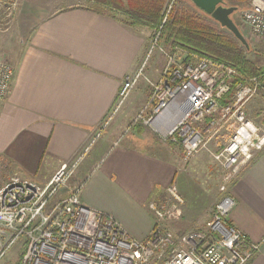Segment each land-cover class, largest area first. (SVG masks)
Wrapping results in <instances>:
<instances>
[{"label": "crops", "instance_id": "0c3cea01", "mask_svg": "<svg viewBox=\"0 0 264 264\" xmlns=\"http://www.w3.org/2000/svg\"><path fill=\"white\" fill-rule=\"evenodd\" d=\"M50 4L19 0L21 46L13 52L10 92L0 103V172L43 188L87 148L52 202L80 188L84 206L144 241L154 228L148 205L163 203L165 189L182 172L175 146L150 127L129 128L147 101L146 82L138 80L124 108L89 144L114 110L124 80L141 65L149 32L113 14L82 6L51 12ZM228 193L235 202L229 223L247 245L257 246L247 264H264V149Z\"/></svg>", "mask_w": 264, "mask_h": 264}, {"label": "built area", "instance_id": "2783aa9c", "mask_svg": "<svg viewBox=\"0 0 264 264\" xmlns=\"http://www.w3.org/2000/svg\"><path fill=\"white\" fill-rule=\"evenodd\" d=\"M248 32L264 38V0H249L242 12ZM158 34L153 46H156ZM153 46L150 50H153ZM177 52V48H175ZM166 54V64L157 81L144 78L150 89L147 105L133 122L150 127L165 142L177 146L184 161L205 146V135L214 127L230 130L223 150L214 159L228 172L221 187L223 198L204 231L174 235L165 224L181 218L183 200L174 184L165 190L167 200L150 203L154 228L144 241L132 239L111 218L87 208L79 200L80 188L52 202L77 163L60 167L48 184L40 188L13 176L0 188V263L20 238L26 245L20 264H247L257 246L245 243L228 216L235 202L227 185L239 176L264 149V125L258 126L244 107L264 95L258 77H241L231 66L198 59L179 60ZM150 54V52H149ZM141 70L127 77L114 110L99 126L89 146L100 136L128 97ZM13 66L0 59V103L11 89ZM264 77V72H263ZM264 121V111L261 115ZM206 119L210 122L204 124Z\"/></svg>", "mask_w": 264, "mask_h": 264}, {"label": "rangeland", "instance_id": "374dc122", "mask_svg": "<svg viewBox=\"0 0 264 264\" xmlns=\"http://www.w3.org/2000/svg\"><path fill=\"white\" fill-rule=\"evenodd\" d=\"M222 1L226 3V7L236 8V11L230 16V18L248 43L249 49H245V56L250 62L264 72V38L252 36L242 21V12L248 7V5L245 3L232 5L229 4L227 0ZM89 3L90 0H51L49 10L52 12L66 7L86 6ZM177 3H180L178 7L181 10L193 14L203 22H211L207 16L195 8L190 1L168 0L163 8V23L165 22V18L170 12L172 6ZM19 13V0H0V59L5 60L12 66L14 64L13 56H15L13 52L15 50L17 51V48L21 46V38L18 37L16 39L15 34V22ZM216 28L220 29L218 26H216ZM160 30L161 26H159L157 30H151L145 27V31L149 32V38L147 39L145 56L141 65L137 69V71L142 69L140 73V81L145 82L144 78H148L152 82L157 81L166 64L164 53L173 54L176 52L175 49L167 47L163 42L159 43V38H157L156 46H153L155 35L158 34L159 37ZM152 46L153 50H150ZM176 57L179 60H186V53L182 49L177 48ZM188 57L189 62H195L199 59V57L195 55H189ZM149 98L150 89L146 103L138 110L136 115L130 121L129 128L140 127V125H142L141 123L133 125V122L137 115L147 105ZM126 99L122 102L118 111L124 108L127 101ZM257 100V102L256 99L250 101L244 107V113L255 124L263 126L264 121L262 120L261 115L264 111V95L258 97ZM209 122L210 119H206L203 123L207 124ZM229 133V129L225 127L220 128V125L212 128V130L205 135V146L189 161H184L180 149L173 145L177 150L182 168V172L173 183L177 194L183 200L180 220L174 223L165 224L166 229L174 235L204 231L206 223L210 220L217 205L223 198V195H225L224 192L221 191V187L226 183L228 172L214 159V157L223 150ZM92 152L88 154V156H90ZM85 156H82V158ZM82 158L80 159L81 161L84 160H82ZM78 164L79 163H77V165ZM82 164L80 163V166H82ZM10 178L11 174L0 172V188L3 187ZM226 187L228 190L229 184ZM165 200H167V197ZM25 247L24 239L20 238L0 264H20Z\"/></svg>", "mask_w": 264, "mask_h": 264}, {"label": "trees", "instance_id": "16d2710c", "mask_svg": "<svg viewBox=\"0 0 264 264\" xmlns=\"http://www.w3.org/2000/svg\"><path fill=\"white\" fill-rule=\"evenodd\" d=\"M168 0H90L85 7L94 12L113 14L131 27H146L159 32V43L171 49L180 48L188 56H198L231 66L241 77H258L264 82L263 70L245 56V48L224 28L214 22L199 20L193 14L172 6L163 23V8ZM229 4H249V0H227ZM224 3V1H223ZM226 6V3H224ZM220 27V29L216 28Z\"/></svg>", "mask_w": 264, "mask_h": 264}, {"label": "water", "instance_id": "95a60500", "mask_svg": "<svg viewBox=\"0 0 264 264\" xmlns=\"http://www.w3.org/2000/svg\"><path fill=\"white\" fill-rule=\"evenodd\" d=\"M199 11L209 16L221 28L227 30L246 50L248 43L234 24L230 16L236 11L235 7H226L222 0H188Z\"/></svg>", "mask_w": 264, "mask_h": 264}]
</instances>
